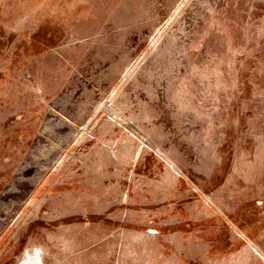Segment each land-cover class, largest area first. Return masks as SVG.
Instances as JSON below:
<instances>
[{
	"label": "rangeland",
	"instance_id": "obj_1",
	"mask_svg": "<svg viewBox=\"0 0 264 264\" xmlns=\"http://www.w3.org/2000/svg\"><path fill=\"white\" fill-rule=\"evenodd\" d=\"M0 264H264V0H0Z\"/></svg>",
	"mask_w": 264,
	"mask_h": 264
},
{
	"label": "bare ground",
	"instance_id": "obj_2",
	"mask_svg": "<svg viewBox=\"0 0 264 264\" xmlns=\"http://www.w3.org/2000/svg\"><path fill=\"white\" fill-rule=\"evenodd\" d=\"M29 251V250H28ZM40 253V252H39ZM31 254V253H30ZM38 255V254H37ZM42 256V255H41Z\"/></svg>",
	"mask_w": 264,
	"mask_h": 264
}]
</instances>
